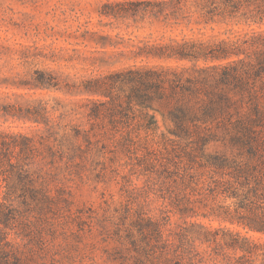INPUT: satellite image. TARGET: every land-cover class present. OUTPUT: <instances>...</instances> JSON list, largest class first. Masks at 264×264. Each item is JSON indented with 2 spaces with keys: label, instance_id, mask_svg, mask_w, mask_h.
<instances>
[{
  "label": "trees",
  "instance_id": "obj_1",
  "mask_svg": "<svg viewBox=\"0 0 264 264\" xmlns=\"http://www.w3.org/2000/svg\"><path fill=\"white\" fill-rule=\"evenodd\" d=\"M127 5L105 3L102 14L134 15L141 5L197 32L147 42L135 58L154 62L73 87L85 95L87 128L71 126L63 139L0 132V264H43L35 214L50 209L51 197H65L51 183L59 169L80 176L89 166L120 183L145 176V204L120 202L112 231L100 222L119 251L130 246L134 264H264V0ZM35 73L32 86L55 85L50 74ZM148 109L168 118L173 138L156 132ZM24 116L48 125L43 111ZM197 216L244 232L191 220Z\"/></svg>",
  "mask_w": 264,
  "mask_h": 264
},
{
  "label": "rangeland",
  "instance_id": "obj_2",
  "mask_svg": "<svg viewBox=\"0 0 264 264\" xmlns=\"http://www.w3.org/2000/svg\"><path fill=\"white\" fill-rule=\"evenodd\" d=\"M128 1L144 0H0V132L63 139L71 126L87 128L85 95L75 94L73 87L109 69L154 62L135 58L147 42L197 32L196 26L191 31L149 16L141 5L134 15L114 18L102 14L105 3L127 7ZM36 70L50 74L55 85L32 86ZM35 109L45 112L47 126L24 116ZM147 112L153 116L156 132L173 138L168 118L159 110ZM93 155L99 157L94 151ZM89 168L76 176L62 167L51 182L60 186L65 197H51L50 209L35 214L42 225L35 245L39 262L134 264L130 246L119 251V242L111 238L113 233L102 231L100 222L112 231L120 202L129 199L145 204V176L133 175L120 183L119 179L105 180ZM191 220L244 232L216 219L197 216Z\"/></svg>",
  "mask_w": 264,
  "mask_h": 264
}]
</instances>
